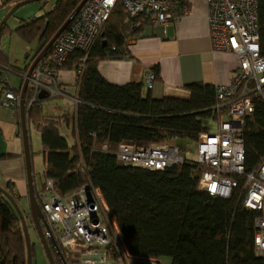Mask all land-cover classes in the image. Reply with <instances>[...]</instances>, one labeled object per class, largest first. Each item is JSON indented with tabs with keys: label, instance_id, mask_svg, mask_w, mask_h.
I'll list each match as a JSON object with an SVG mask.
<instances>
[{
	"label": "trees",
	"instance_id": "16d2710c",
	"mask_svg": "<svg viewBox=\"0 0 264 264\" xmlns=\"http://www.w3.org/2000/svg\"><path fill=\"white\" fill-rule=\"evenodd\" d=\"M80 1L55 0L52 9L27 22L21 21L14 30H9L5 22L1 24L0 31L6 27L27 43L36 38L40 42L23 74ZM257 14L260 55L264 57V0H258ZM130 27L131 21L116 3L91 50L85 55L79 51L71 54L61 66L77 71L83 64L82 74L76 75L79 102L74 115H46L42 102L56 96L46 95L29 104L30 92L25 91L27 130L33 124L42 145L44 180L39 189L33 180L37 201L46 179H51L53 188L62 194L88 182L98 187L108 215L115 220L119 236L133 257L132 264H147L142 261L146 257H163L170 264H264V256L254 252L253 241L255 219L264 216V212L243 205V174L233 176L236 185L231 195L223 198L198 188L200 168L196 163L150 170L117 161L114 152L121 142L147 146L176 138L195 141L209 129L204 120L215 118L213 107L217 102L214 85L205 82L185 84L188 98H153L143 91L141 81L122 85L106 81L97 70V62L127 53V39L132 36L128 33L142 31L141 27L130 32ZM50 52L51 47L46 58ZM152 71L157 78L158 69ZM21 80L22 86L23 77ZM253 104V111L244 116L242 124L244 174L252 172L264 158V101L255 98ZM70 120L71 135L75 137L71 144L59 130L61 121ZM28 147L31 160L29 137ZM10 185L8 181L5 191L11 195ZM29 219L32 222L30 214ZM56 242L67 264H76ZM112 246L110 256L116 259L119 253L114 242ZM51 252L55 264H63L52 247ZM0 264H26L21 222L1 191Z\"/></svg>",
	"mask_w": 264,
	"mask_h": 264
},
{
	"label": "built area",
	"instance_id": "2783aa9c",
	"mask_svg": "<svg viewBox=\"0 0 264 264\" xmlns=\"http://www.w3.org/2000/svg\"><path fill=\"white\" fill-rule=\"evenodd\" d=\"M206 22L212 52H232L237 56V67L227 83L214 85L216 103L213 107L217 123L195 140L196 160L185 158L178 146L163 142L137 145L118 144L114 154L123 165L162 170L183 162L196 163L200 168L198 188L210 195L227 198L236 185L233 176L244 175L243 205L264 212V158L250 173L244 174V116L253 111V100L264 101V57L260 55L258 0H204ZM119 3L131 21L130 32L150 25L165 26L189 13V0H87L69 26L55 39L49 57L41 59L28 80L29 104L39 100L40 91L47 96L65 97L58 82V69L75 53L87 54L97 42L115 4ZM141 28V29H142ZM83 64L76 71L82 74ZM26 73H21L25 78ZM77 77V76H76ZM154 72L144 73V85L149 90L155 80ZM4 87L0 105L18 107L19 94L9 86L6 75L0 72ZM10 87V86H9ZM78 103V98H74ZM105 145L103 149H105ZM41 211L53 237L69 252H74L76 264H132V255L119 236L115 220L108 215L107 205L98 187L89 182L67 193L53 188L46 179L39 192ZM39 204V203H38ZM254 252L264 256V216L255 219ZM115 243L119 256L111 258ZM147 264H161L158 258L146 257Z\"/></svg>",
	"mask_w": 264,
	"mask_h": 264
},
{
	"label": "crops",
	"instance_id": "0c3cea01",
	"mask_svg": "<svg viewBox=\"0 0 264 264\" xmlns=\"http://www.w3.org/2000/svg\"><path fill=\"white\" fill-rule=\"evenodd\" d=\"M17 1L19 0L10 2L0 0V22ZM54 2L55 0H46L40 5L27 3L28 5L24 4L26 6H19L14 11L12 20L8 21L7 28L14 30L21 21L24 23L43 15L52 9ZM188 6L189 13L169 22L164 29L162 26L153 29L150 25H145L142 31L135 34L128 33L132 36L127 39L125 55L97 62V70L101 76L115 85L130 81L143 82L144 73L156 68L158 77L154 80L152 88L148 90L143 82V91L149 92L153 98L163 96L188 98L189 91L185 88V84L191 82H205L213 85L227 83L232 71L237 67V56L232 52H212L210 50L204 0H189ZM9 42L16 52L25 48L29 51L25 55L28 61H24L23 66L29 62L40 45L36 38L30 42L32 44L30 46L15 32H12ZM14 60L12 53H4L0 50V72H4L9 86L14 89L15 93L21 87V73L25 66L21 69L16 67ZM8 72L16 73L19 79L12 74L8 76ZM57 77L59 85L67 96L54 97L61 101V106L58 104L49 106L47 111L43 110V112L55 117L63 115L70 117L74 115L77 105L74 101L78 90L76 71L73 68L60 67ZM2 88L0 81V100ZM68 122L61 121L59 130L64 126L65 132L70 133L72 123L71 120ZM18 123V108L6 109L0 105V187L6 189V183L10 181L11 196L16 200L28 201L23 145ZM69 144H71L70 140ZM27 212H29V204ZM32 264H48L46 254L40 244L34 251Z\"/></svg>",
	"mask_w": 264,
	"mask_h": 264
},
{
	"label": "water",
	"instance_id": "95a60500",
	"mask_svg": "<svg viewBox=\"0 0 264 264\" xmlns=\"http://www.w3.org/2000/svg\"><path fill=\"white\" fill-rule=\"evenodd\" d=\"M33 1H41V0H19L17 1L12 8L9 10V12L6 14V16L3 18V20L0 22V26L2 23L6 22L7 18L21 5L27 4L29 2ZM87 0H81L78 5L74 8V10L69 14L67 19L63 22V24L58 28V30L53 34V36L50 38V40L47 42V44L42 48V50L35 56V58L30 63L25 78L23 81V84L20 88L19 92V103H18V111H19V131H20V137L22 140L23 145V157H24V163H25V171H26V180H27V188H28V204H29V214L32 218L33 227L36 230V234L39 240V243L41 247L43 248L48 264H55L51 247L56 251L58 254L61 262L63 264H67L65 261L64 255L58 246V243L56 242V239L53 237L51 229L47 221L45 220V217L40 209V206L38 204V201L35 197L34 192V186H33V177L31 172V160H30V153H29V147H28V135H27V125H26V116H25V91L28 86V78L34 68V66L43 58L46 57L48 50L52 46L55 39L67 28V26L70 24V22L74 19V17L77 15L81 7L84 5V3ZM46 97L45 91H40L39 93V99H44ZM0 191L8 198L10 203L12 204L13 208L15 209L19 220L21 222V227L23 230V235L25 239V245H26V264H32V257H31V242H30V236L28 232V228L25 222V217L18 206V203L15 200V197L11 196L8 192L5 191L2 187H0Z\"/></svg>",
	"mask_w": 264,
	"mask_h": 264
},
{
	"label": "rangeland",
	"instance_id": "374dc122",
	"mask_svg": "<svg viewBox=\"0 0 264 264\" xmlns=\"http://www.w3.org/2000/svg\"><path fill=\"white\" fill-rule=\"evenodd\" d=\"M33 3H38L40 5L41 1H33L32 3H28V4H33ZM28 4H26V5H28ZM26 5H22V6H26ZM14 14H15V12L7 18V20L5 22L6 26L8 25V21L12 20V18L14 17ZM11 34H12V32H9L6 29V27H4V29L0 31V50H2L4 53H6V52L12 53L14 55V59H15L13 61V63L16 65V67H19L21 69L25 66V65L23 66V62L28 61L25 59V55L29 51L25 48V49H22V50H19L18 52H16L13 49L12 44L9 42V38H10ZM28 44L30 46H32L31 43H28ZM10 74L15 75L17 77V79H19V76L16 73L8 72V76ZM56 104H58V106H61L62 103L59 99L52 98V99H48V100L43 101L42 107H43L44 111H47V109H48L47 107L55 106ZM6 109H9V108H6ZM5 111H7V110H5ZM216 123H217V118H207L204 120V125L208 126L211 131L215 130ZM27 131H28L27 134L29 137V144H30V151H31V167H32V171H33L32 176H33L34 185H35L36 189H39L41 184L43 183V180H44L43 175H42L43 169H44L43 158H42V154H41L42 145H41L40 138H39L40 137L39 132L37 131V129L34 127L33 124L30 123L28 125ZM60 131L62 132V134L68 135V139L70 140V143H72L74 141V139H75L74 136H72L70 134L71 130H70V133H68L69 131L65 132V127L62 126ZM166 142L178 146L180 149L181 155H183L185 158H188L191 160H196V158H197V155H196L197 143H196V141H193V140H190L187 138H176V139H169ZM16 202L18 203V206L20 207V209L22 210V212L25 216V222H26L28 232H29V236H30L31 246H32V249L34 251H36V247H38L40 243H39V240H37L38 237H36V235H35V232L33 229L34 228L33 223L29 219V212H27L28 201L25 199H17ZM66 253L72 259L76 258V254L74 252L66 251ZM160 260H161V264H170L169 260H167L166 258L161 257Z\"/></svg>",
	"mask_w": 264,
	"mask_h": 264
},
{
	"label": "flooded vegetation",
	"instance_id": "af4514ba",
	"mask_svg": "<svg viewBox=\"0 0 264 264\" xmlns=\"http://www.w3.org/2000/svg\"><path fill=\"white\" fill-rule=\"evenodd\" d=\"M34 231H36L35 229H34ZM35 235H36V237H37V234L35 233Z\"/></svg>",
	"mask_w": 264,
	"mask_h": 264
}]
</instances>
